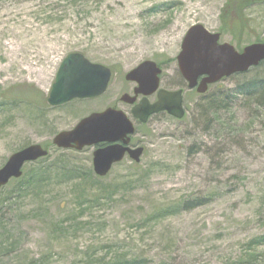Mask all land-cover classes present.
<instances>
[{"label":"rangeland","instance_id":"rangeland-1","mask_svg":"<svg viewBox=\"0 0 264 264\" xmlns=\"http://www.w3.org/2000/svg\"><path fill=\"white\" fill-rule=\"evenodd\" d=\"M259 1L0 0V169L29 146H54L92 112L122 108L134 87L126 75L145 61L163 69L162 89L185 91L186 110L181 120L161 113L137 125L141 162L126 159L105 178L94 173L95 148L51 147L49 162L61 157L80 172L29 190L12 181L0 192V264H264V109L238 96L203 121L177 62L195 25L236 50L264 39ZM72 53L110 69L111 85L100 98L52 107ZM194 200L203 205L183 210Z\"/></svg>","mask_w":264,"mask_h":264},{"label":"water","instance_id":"water-1","mask_svg":"<svg viewBox=\"0 0 264 264\" xmlns=\"http://www.w3.org/2000/svg\"><path fill=\"white\" fill-rule=\"evenodd\" d=\"M177 62L188 89L205 95L210 86L232 76L246 74L263 63L264 42L248 45L239 52L230 44H221V34L195 25L182 42ZM162 72L155 62L145 61L126 75V80L137 84V88L134 97L124 95L121 101L134 105L138 96H143L140 104L133 108L134 118L141 123L147 124L150 117L160 113H167L178 120L186 115L183 90L170 92L161 89ZM111 81L110 69L90 62L81 54L72 53L65 58L57 73L48 103L59 107L74 100L98 98L106 93ZM154 95H157V102L151 104L148 98ZM134 134L135 128L128 116L123 111L108 108L82 119L74 129L57 134L53 145L60 150L81 152L85 148L110 144L93 153L94 172L104 178L114 165L125 159L126 153L134 162H141L144 149L128 147ZM48 155L49 151L41 145H32L13 154L0 169V190L10 181L22 178L27 164Z\"/></svg>","mask_w":264,"mask_h":264},{"label":"trees","instance_id":"trees-1","mask_svg":"<svg viewBox=\"0 0 264 264\" xmlns=\"http://www.w3.org/2000/svg\"><path fill=\"white\" fill-rule=\"evenodd\" d=\"M258 3H264V0H260ZM225 23L224 30L227 33H234V27H230L229 22ZM263 41L264 39H258L257 41H255V43H262ZM239 47L241 48V46H238V50L242 51V49H239ZM231 79L241 80V82L237 83V86L234 90L218 89L215 86H212L210 87L209 92L206 95L200 96L201 100L197 105V111L203 121H208L210 123L211 121L219 118V116L224 111H230L234 100L238 96L243 97L249 104H254L258 109H264V63H262L257 68L252 69L246 74L236 75ZM183 88H186L185 82L183 84ZM44 148L47 149V147L45 146ZM50 148L47 150L50 151ZM50 159L51 156L49 155L47 158L41 159L36 163L26 165L25 169L29 165L30 167L28 168V170L24 171L23 177L19 180H13L17 184L18 191H21L23 189L29 190L31 188L43 187L46 185L51 175L54 174L56 178H60L75 174L74 172H80L78 168L70 169L66 167L65 161L62 160L61 157H56L52 162H49ZM137 166L138 165H136V167ZM92 176V171H89V177ZM93 177L97 179V177ZM4 189L5 188H3L0 192H3ZM202 205L203 202H201V200H194L186 201L181 207L183 208V210L189 211ZM166 216L167 215H164V217ZM131 263L132 262L130 261H127L126 263L125 261H122L113 264Z\"/></svg>","mask_w":264,"mask_h":264},{"label":"flooded vegetation","instance_id":"flooded-vegetation-1","mask_svg":"<svg viewBox=\"0 0 264 264\" xmlns=\"http://www.w3.org/2000/svg\"><path fill=\"white\" fill-rule=\"evenodd\" d=\"M163 73V72H162ZM129 84H131V85H134V87H132L131 88V94H127V93H125V94H123V96L124 95H130V96H135V90H136V88H137V84H135V83H131V82H129ZM122 96V97H123ZM121 97V98H122ZM143 100V96H138V99H137V101H136V103H135V106L136 105H138V104H140V102ZM120 101H121V99H120ZM148 101L151 103V104H154V103H156L157 102V95H154V96H152V97H149L148 98ZM121 104H122V108H115L116 110L118 109V110H122L124 113H126L127 115H128V117H129V115L130 114H128L126 111H127V109H131V113H132V115H133V118H134V114H133V108H134V105L133 106H131V105H127V104H125V103H122L121 102ZM127 108V109H126ZM154 116H152L150 119H149V121H148V123L147 124H149V122L151 121V119L153 118ZM132 122H133V124H134V127H135V130H136V126L138 125L139 127H142V126H145V125H147V124H144V123H141L139 120H136L135 118H134V120H132ZM136 133H137V130H136ZM136 133H135V135L131 138V142H130V144L128 145V147L130 148V149H132V150H136V149H139V148H143L144 149V153H145V147H144V144L140 141V140H136L135 139V136H136ZM116 144H118V143H116ZM115 144V145H116ZM119 144L120 145H122V142H119ZM108 146H110V144H102V145H100V146H98V148H106V147H108ZM126 159H129L130 160V162L131 163H133L134 164V162L130 159V155L128 154V153H126V157H125V159L122 161V162H124ZM121 162V163H122ZM120 163V164H121Z\"/></svg>","mask_w":264,"mask_h":264}]
</instances>
